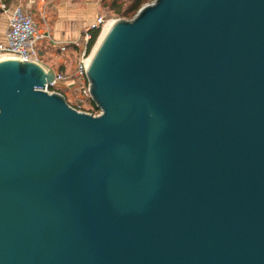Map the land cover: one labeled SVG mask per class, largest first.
Here are the masks:
<instances>
[{"label":"water","instance_id":"1","mask_svg":"<svg viewBox=\"0 0 264 264\" xmlns=\"http://www.w3.org/2000/svg\"><path fill=\"white\" fill-rule=\"evenodd\" d=\"M99 38L98 115L0 60V264H264V0H154Z\"/></svg>","mask_w":264,"mask_h":264},{"label":"rangeland","instance_id":"2","mask_svg":"<svg viewBox=\"0 0 264 264\" xmlns=\"http://www.w3.org/2000/svg\"><path fill=\"white\" fill-rule=\"evenodd\" d=\"M153 1L147 0L145 4ZM111 2L112 0H35L31 6L40 32L44 35L35 44L38 56L44 66L65 76L57 87L72 105H81L82 110L95 108L91 97L83 98L82 88L88 87L89 81L86 76L76 73V68L82 60L88 29L98 25L100 19L104 20L101 25L103 30L108 21L123 18L113 10ZM124 4L126 7L128 3ZM8 14L4 11L0 14V39L4 37ZM47 90L56 91L50 88Z\"/></svg>","mask_w":264,"mask_h":264},{"label":"built area","instance_id":"3","mask_svg":"<svg viewBox=\"0 0 264 264\" xmlns=\"http://www.w3.org/2000/svg\"><path fill=\"white\" fill-rule=\"evenodd\" d=\"M34 3L35 0H14L10 6H6L5 4L2 5L3 11L9 14L7 27L4 32V38L0 39V56L8 54L23 60H34L44 66L35 48V44L41 40L44 35L40 32L39 24L37 20H35L31 11V6ZM103 23L104 20L100 19L99 24L93 25L92 27L97 26L102 28L101 25ZM89 38L90 36L86 34V44L83 50L82 60L79 62L76 68V73H78L80 76L86 77L87 67L93 52L92 51L91 53L87 54ZM64 79V75L57 73L55 81L52 82L50 86L57 87ZM50 86H48L47 89L50 88ZM82 89L83 98L91 97L90 85H88V87L84 86ZM75 108L80 111L89 112L95 115H98L101 112H92L85 109L82 110L81 105Z\"/></svg>","mask_w":264,"mask_h":264},{"label":"trees","instance_id":"4","mask_svg":"<svg viewBox=\"0 0 264 264\" xmlns=\"http://www.w3.org/2000/svg\"><path fill=\"white\" fill-rule=\"evenodd\" d=\"M14 0H0V14L3 12L2 5L5 4L6 6H10ZM127 2V6L124 7V3ZM147 2V0H112L111 6L115 12L120 14L124 19L132 18L136 15L138 10ZM101 27H90L86 34L90 36L88 45H87V54L91 53L93 47L95 46L100 34H101ZM50 90H56L58 92H63L60 88L55 86H50ZM68 101V100H67ZM69 102V101H68ZM69 104H71L69 102ZM72 105V104H71ZM74 106V105H72ZM92 106L99 111L95 102H92ZM77 107V106H74ZM95 109H91L88 111H96ZM86 110V109H85Z\"/></svg>","mask_w":264,"mask_h":264},{"label":"bare ground","instance_id":"5","mask_svg":"<svg viewBox=\"0 0 264 264\" xmlns=\"http://www.w3.org/2000/svg\"><path fill=\"white\" fill-rule=\"evenodd\" d=\"M114 22V20H110L108 21L105 25H104V28H103V32L99 38V41L96 45V48L98 47V45L101 43L102 39L104 38V36L106 35V33L108 32V30L110 29L112 23ZM5 58H14V56H11V55H8V54H4V55H1L0 56V60L2 59H5Z\"/></svg>","mask_w":264,"mask_h":264},{"label":"crops","instance_id":"6","mask_svg":"<svg viewBox=\"0 0 264 264\" xmlns=\"http://www.w3.org/2000/svg\"><path fill=\"white\" fill-rule=\"evenodd\" d=\"M6 28V27H5ZM6 30V29H5ZM5 30H4V32H5ZM4 38V37H3ZM54 70V72H55V74H57V73H59V72H57V71H55V69H53ZM61 93H63V92H61ZM64 94V93H63Z\"/></svg>","mask_w":264,"mask_h":264}]
</instances>
